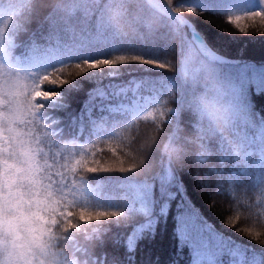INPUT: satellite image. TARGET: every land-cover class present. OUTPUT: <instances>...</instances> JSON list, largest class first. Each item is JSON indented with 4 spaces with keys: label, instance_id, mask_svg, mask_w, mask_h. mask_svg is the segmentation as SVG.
I'll use <instances>...</instances> for the list:
<instances>
[{
    "label": "snow or ice",
    "instance_id": "1",
    "mask_svg": "<svg viewBox=\"0 0 264 264\" xmlns=\"http://www.w3.org/2000/svg\"><path fill=\"white\" fill-rule=\"evenodd\" d=\"M127 2L66 0L58 6L62 16L43 20L40 29L46 25V31L40 32V42L36 33H31L20 57L13 55V37L29 32L28 25L38 18L33 15L32 0H15V6L7 8L0 4V264H106L102 258H93L86 244H78V238L90 231L91 238L98 239L108 224L132 225L123 242L132 264L137 242L155 234L157 218L166 217L169 202L178 194L181 201L174 217L175 236L180 247L190 249L192 264H219L225 251L243 258V253L232 248L231 241L217 233L183 198V185L172 167V157L180 151L175 146V134L167 136V143L162 145L168 155L167 165L142 180L149 167L147 158L150 152L160 150L161 141L149 137L138 148L126 151L131 125L121 127L123 121L117 114L151 120L155 131L160 132L161 125L178 122L182 112L194 111L199 115L194 123L200 146L196 162L203 163L209 153L206 142L212 141L220 165L211 169L217 190H222L225 181L245 185L254 171L264 173V119L255 118L249 102L250 86L264 92V67L227 61L216 54L184 15L209 9L187 0H168L167 4L163 0H140L143 15L137 20L143 22L148 39L142 35L140 40L125 41L106 34L109 23L127 15ZM258 3L259 7L251 5L250 10L216 7L211 11L226 13V22L247 35V25L241 26L242 21L259 18L264 22V0ZM101 4L95 32L76 33L68 40L61 22L77 16L90 20ZM162 20L166 21V32L154 26ZM171 37L180 39L175 65L161 59L163 53L172 50ZM5 62L12 66L5 67ZM217 64H231L232 75H218ZM133 65L148 66L139 69L144 72L174 68L175 75L117 82V78L136 70ZM202 76L206 77L203 93L192 97L189 85ZM85 77L96 87L87 92L77 123L90 126L98 138L84 144L72 141L50 155L42 145L56 133L47 130L45 114L49 109H66V94L59 90ZM141 91L151 96H141ZM169 102L175 107H168ZM94 114L98 118H93ZM213 120L221 122L230 137L218 134ZM101 144L108 146L111 163L100 155L102 150L97 146ZM126 161H131L127 167ZM101 173L124 174L103 199L86 182L87 174ZM137 217H143V222ZM80 256L86 259L80 260ZM112 264L120 262L114 258ZM251 264H259L255 256Z\"/></svg>",
    "mask_w": 264,
    "mask_h": 264
},
{
    "label": "trees",
    "instance_id": "2",
    "mask_svg": "<svg viewBox=\"0 0 264 264\" xmlns=\"http://www.w3.org/2000/svg\"><path fill=\"white\" fill-rule=\"evenodd\" d=\"M182 0H177V3ZM189 4H204L208 11H199L196 14L184 13L195 28L204 36L209 45L216 54L222 56L227 61H238L241 63H250L256 67H264V22L257 18L255 21L245 20L241 26L247 25V35H242L235 28V25L226 22V13L213 12L211 9L216 7H234L237 9L250 10L251 5L259 7L258 0H187ZM43 22V14L34 19L29 25V32L17 33L13 39L16 48L13 49V55L20 57L24 52L23 44L28 41L31 33H36L38 42L41 31H46V25L43 30L40 24ZM11 27V25H10ZM187 31V29H186ZM161 59H167L173 65L177 63V57L172 50L161 55ZM12 65L5 62V67ZM135 71H130L117 78V82L127 84L130 80H143L145 78L159 80L165 77L175 75V69H154L144 72L139 69L148 66L133 65ZM216 71L221 77L232 75L231 64H217ZM79 87L76 83L67 85L59 91L66 94L67 107L63 110H47L45 123L49 131H55L56 136L50 142L42 145L45 151L50 155L54 154L59 147L64 144H70L76 141L77 144H84L97 139L95 130L87 124L78 126L77 117L82 110L83 102L86 100L88 91L96 87L94 81L88 78H77ZM108 79L104 80L107 83ZM249 102L252 105V111L257 120L264 119V92H257L255 86L249 87ZM175 107V104L170 102ZM93 118H98L95 114ZM117 119L123 121L120 125L130 124L127 129L129 140L125 141L129 145L126 151H132L138 148L149 137H156L163 143H167V136L183 137L191 135L196 130L195 125L187 112H182L178 122L171 126L161 125L160 132L155 131V125L152 121L137 120L135 117H120ZM119 130V129H117ZM59 137V139H57ZM209 144V153L203 163H197L195 159H189L183 163L172 162L175 174L183 185V198L190 203L199 215L213 229L231 241V247L239 249L243 253V258L233 256L225 251L219 257V264H251L253 256L259 264H264V236L260 233L257 223H264V173L254 171L247 178L245 185L228 182L223 183L222 190H217V179L211 169L219 168V157L216 155V146L212 141ZM52 145H55L53 147ZM100 155L104 160L112 162V154L108 151L107 145H98ZM200 151L199 143L194 146V157ZM135 154V153H133ZM51 162V159L50 161ZM149 167L140 179H150L161 171V168L168 163V158L163 152H150L146 161ZM131 161L125 162L127 167ZM227 173V167L225 169ZM124 174L120 173H101L87 174L86 182L89 187L97 190L96 195L103 199L112 187L120 183ZM70 179H72L70 177ZM158 194V192H157ZM181 196L178 194L175 199L169 202L166 217H158L155 225V234L143 236L136 245L134 260L132 264H192L190 249L180 247L179 240L175 236V220L177 204L180 203ZM158 211V209H157ZM137 221L143 222V217H137ZM229 221L232 223L230 224ZM132 225L121 226L108 224L101 236L91 238V232L88 231L78 238V244H86L88 251L93 258H102L106 264H112L115 258L120 264H129L127 256L129 255L124 246V239L131 232ZM85 236L90 237L85 239ZM80 260L86 259L83 256Z\"/></svg>",
    "mask_w": 264,
    "mask_h": 264
},
{
    "label": "clouds",
    "instance_id": "3",
    "mask_svg": "<svg viewBox=\"0 0 264 264\" xmlns=\"http://www.w3.org/2000/svg\"><path fill=\"white\" fill-rule=\"evenodd\" d=\"M167 4L168 0H163ZM62 3H66V0H32V11L33 15L39 17L43 14V20L46 22L49 16L59 18L62 16V11L58 7ZM0 4L4 7H14L15 0H0ZM125 7L127 8V15L116 23H109L105 28L106 34H113L115 38L125 41H137L141 39L143 35L145 39H148L147 32L143 26L142 21H138L137 17L143 15L140 11V0H128ZM100 9L93 13L90 20H85L82 16L68 18L67 22H61L62 29H65V36L68 40H72L76 33L84 34L85 31L95 32L97 19L101 15ZM166 21L154 22V26L161 32H166L167 29L163 27ZM172 52L178 58L179 52V37H171L170 39ZM206 83V77L201 79L195 84L189 85L191 89L192 97H199L203 93L204 85ZM187 113L190 115L193 123L199 120V115L192 110H188ZM213 126L216 128L217 133L223 135L225 138L230 137L231 133L224 127V125L216 120L212 121ZM199 132L196 129L193 134L178 137L175 141V146L180 150L177 154L172 157V162L183 163L189 159H195L194 157V146L199 143L198 140ZM165 157L168 158L167 153H164L163 147L160 148ZM257 227L260 231L261 236H264V223H257ZM260 242L264 243V240Z\"/></svg>",
    "mask_w": 264,
    "mask_h": 264
},
{
    "label": "rangeland",
    "instance_id": "4",
    "mask_svg": "<svg viewBox=\"0 0 264 264\" xmlns=\"http://www.w3.org/2000/svg\"><path fill=\"white\" fill-rule=\"evenodd\" d=\"M129 96H131V93H129ZM141 96H151V93L146 92V91H141ZM162 99H167V97H162ZM141 102H143V101H141ZM168 107H173L170 105V102L168 104ZM146 110H150V109H146ZM140 115H143V111L140 113ZM148 121H151V120H148Z\"/></svg>",
    "mask_w": 264,
    "mask_h": 264
}]
</instances>
